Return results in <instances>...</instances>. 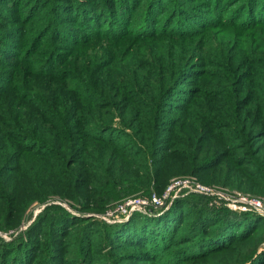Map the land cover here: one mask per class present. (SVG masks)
<instances>
[{"label":"trees","instance_id":"1","mask_svg":"<svg viewBox=\"0 0 264 264\" xmlns=\"http://www.w3.org/2000/svg\"><path fill=\"white\" fill-rule=\"evenodd\" d=\"M97 1L29 0L16 11L21 0H0L14 10L12 15L0 11V82L6 86L0 88V103L2 96L22 92L13 96L14 105L0 120V157L10 141L34 142L37 163L54 170V175H30L26 187L12 180L27 175H0V233L15 230L33 203L44 204L51 196L73 203L80 216L102 215L129 198L162 196L168 158L183 172L223 174L216 180L220 186L264 200V81L242 88L238 70L246 49L252 50L248 59L253 65H264V19H252L264 13L257 8L264 1L170 0L169 20L166 0H108L101 7ZM44 9L50 15L36 24L39 29H23ZM63 11L67 20L72 15L68 22L75 26L64 27L51 16ZM54 27L61 28V37ZM179 27L185 31H175ZM200 34H209L211 41L210 35L215 36L218 51L201 53L191 46ZM232 47L233 55L228 52ZM67 48L94 56H65ZM100 48L110 53L100 55ZM38 54L46 55L47 69L33 67L41 63ZM122 64L124 76L111 80L109 68ZM187 65L199 69L188 71ZM24 74L47 78L41 92L50 98L38 97L30 82L14 83ZM197 75L217 76V82L204 90L202 109L193 108L189 131L182 126L174 131L180 119L173 114L183 103H176L175 89ZM184 90L189 96L195 92ZM30 106L33 115L25 121L20 112ZM22 154L17 157L24 159ZM79 215L46 206L31 229L10 234L9 240L0 237V264H120L123 256L126 264H264V237L258 231L264 219L203 196L176 198L167 209L134 213L120 224ZM76 227L79 237L66 243L67 233ZM123 246L138 250L122 257L112 254Z\"/></svg>","mask_w":264,"mask_h":264},{"label":"rangeland","instance_id":"2","mask_svg":"<svg viewBox=\"0 0 264 264\" xmlns=\"http://www.w3.org/2000/svg\"><path fill=\"white\" fill-rule=\"evenodd\" d=\"M28 1L29 0H21V4H20V2L18 3V7H17L16 11H20L23 8V6L28 3ZM46 1L47 0H45V2ZM198 1H202V0H198ZM246 1H248V0H244V3H246ZM262 1H264V0H262ZM107 2H108V0H98L96 5L101 7V6L106 5ZM242 3H243V1H241L239 3V5H241ZM82 5H83V3H82ZM236 5L232 6V8L236 7ZM257 5H258L257 8L264 9V6H262L261 3L257 2ZM186 7H187L186 9H189V5H187ZM169 8H170V0H166V6L164 7V9H166L165 18L167 16L168 20H169L168 15H170L168 13ZM245 9H247V8H245ZM0 11H2L6 15H12L14 13V10H12L11 8H7V6L4 7V5H0ZM61 13L62 14L54 12L51 14V16L52 17L54 15L57 16V18H54V19H58L60 21L61 25L64 27H67L69 25L75 26L74 22H71V21L68 22V20L72 19V15H68V20H67V18H65L66 14H64V11ZM241 13H242V11H241ZM243 13L246 14V10L243 11ZM263 14H264L263 12H261V15H260V13L255 14L254 17L252 18L253 21H258V22L262 21L264 19ZM49 15H50V12H48L47 9H44L43 11H39L34 19H30V20H27L25 22V24L23 25V29H27L28 31H32V30L37 29V28L39 29V26H37V25L38 24L42 25L43 22L49 18ZM184 18L186 19L185 15H184ZM61 20L63 22H61ZM187 21H188V25H189V20L186 19L184 22L187 24ZM184 22L180 21V23H184ZM167 23H169V21ZM6 25H7V27H11V24H6ZM6 25H5V27H6ZM57 28L54 27L55 33L57 35H59V37H61V33H62L61 28H59V29H57ZM173 28H174V25L172 26V29ZM176 30L183 33V31H185V28L179 27V28L175 29V31ZM31 33L32 32H30L29 34H26L24 36V38L26 39L27 37H30ZM208 36H209V34H200V35L196 36L195 38L192 39L191 46L195 45L201 53H204V52H207L210 50H215V52L218 51V44H217L218 40H217V38L213 35H210L213 38V40L211 41V39ZM47 40H48V37L43 39V41L41 43V47H40L41 50L46 48L45 46H43V43H45V41H47ZM249 43L245 44L244 47L249 48ZM225 49H226V47H222L220 49L223 57L227 56ZM262 49H263L262 52L264 53V48H262ZM67 50H68V48L65 51H63V53H64L63 55L72 56V55L76 54L77 56L82 57L83 60H87V59L90 60L94 56V55H91V53L89 51H86V49L78 50L76 53H74V51H70V53H69V51H67ZM88 50H93V49L90 48ZM95 50H97V48ZM234 51H236V53H238L239 48H237V49L234 48ZM228 52H229V54L233 55L234 54L233 47L230 48ZM249 52H252V50H250V49L244 50V56L239 58V63H238V65H239L238 70H242L241 72L243 74L241 76L242 79H241V83H240V86L242 85V88H245V87L252 88L253 82H254V86H255L258 82L264 81V76L262 74H260V72H264V65H253L251 63L253 60V59H251L252 57L250 58V61L248 59V57H249L248 53ZM103 53L108 54V53H110V51L109 50L103 51L100 48V55H102ZM37 56L39 57V59H41V63L36 64L33 67H37L39 70H40V67H43L41 70L47 69L46 63H45V61H43L45 59L46 55L38 54ZM261 58L264 60L263 57H261ZM103 62L104 61L101 60V64H103ZM116 62L117 61L115 60L114 63H116ZM134 63L138 64L139 61L134 62ZM49 65H51V64H49ZM140 67L141 66L135 67L131 73L133 75H137L138 72L140 71L139 70ZM58 69L59 68H55V70H58ZM186 69L188 71H192V69H199V68H195V66H193V65H187ZM252 69H254L256 71V75L253 78H251V75H250V72ZM25 70L26 69L24 68L23 72ZM124 73H125V69H124L123 64H122V66L117 65L116 67L111 66L109 68V75L112 78L111 80L120 79L121 77L124 76L123 75ZM216 78H217V76H214V75H203V76L197 75V76H195V79L192 82H189V79L187 78L184 81L185 83L182 84V86H180V85L177 86L178 88L175 89L176 90L175 93L178 95V98H177L178 101H176V103H178V104H181L182 102L183 103L180 106L181 110L176 111L173 114L174 117H178L180 119L179 125L176 124L174 131H176L177 129H181V126L184 128L183 131H186V132L189 131V128H190L189 121H191L190 119L194 116V109L193 108H197L198 110L202 109L201 102L203 103V98L206 95L204 90H206L208 87L214 85V83L217 82ZM46 81H47V78H30L27 74H24L21 78L16 77V81H14V83L18 84V86L21 87V86L30 82L33 85V87H35L39 91L36 95L38 97L42 96V97H44V99L48 100L50 98V96L48 95V97H46L41 92V88L46 87V85H45ZM126 83H132V82L126 81ZM1 87L6 88L5 84L2 82H0V88ZM189 87H191L195 91L193 93V95L189 96V93H186V95H185L184 92L186 90L182 91L183 93H181L182 89H189ZM255 89H257V88L255 87L254 90ZM20 93L22 94V92L16 91V92H12V93L8 94L7 96L1 97V101L3 104L0 103V105H4L5 107L0 108V120L4 121L6 109H9L12 105H14L13 96L14 95H20ZM39 106H40V104H38L37 107H39ZM32 109L33 108L30 106L29 110H27V111L22 110V112H20V114H22L25 121L28 120L27 117L31 119V116H28V115H33ZM38 131H39V128H38ZM36 149H37V147H36L34 142H25V143H20V142L17 143V142H13V141L8 142L6 144V146H4V148L2 149V152L4 154H1V157H0V167H2V172L0 175H10V176L11 175H27L26 178L22 177L20 179V178L16 177V179L12 180V183H16V184L18 182L21 183L22 187H26V184L28 183L27 180L30 181V175H54V170H51L50 166L47 167L46 165H42V164L37 163V161L34 158V155H35L34 153H35ZM21 152L23 153L22 156L24 157L25 160L23 158H22L23 159L22 160V159L17 157V154H20ZM164 175H165V177H169V178H164L165 182L162 184V187H164L165 190L175 180L190 178V179H193L195 182L203 185L204 187H206L208 189H212L214 191H218V193H222V194L226 195L230 199H232V197H236L237 195H242V196L247 197V198L258 199V200L264 202L263 198H261V197L251 196V195H249L247 193H243L241 191L231 190V189H228L226 187L220 186L219 183H216V180L218 179V175H223V174H219L216 171L211 172V173H206V174H197V175L190 174L189 170H187V172H183L181 169L178 168V163L176 164V161L174 162L173 160H171L169 158L167 159V161L164 165ZM202 175H206L204 177V180H201V178H200V177H202ZM48 178H52V177L48 176ZM45 179H46V177H45ZM46 187L54 188V185L51 182H47ZM24 192L28 193V191H24ZM188 195H199V194L190 193ZM184 196H187V195H184ZM184 196H181V197H184ZM199 196H203V195H199ZM203 197H206L213 202L212 197H207V196H203ZM48 205H50V206L55 205L57 207L59 206L61 208H64L67 212L71 213V216L72 215H76V216L79 215L78 212L76 211L73 203L66 201V200L63 201L57 197L51 196L45 201L44 204L36 203V202L33 203L25 212V215L23 216V220L21 222L17 221L15 223V225H17V228L13 231L11 230L8 234L0 233V237L9 240L10 234H15L13 236H16L20 232L23 233L24 231L31 229L34 225L33 224L34 221L36 220V218L38 217V215L40 214L42 209ZM135 213H138V212H135ZM132 214H134V213H132ZM101 216H102L101 214L88 213V214L81 215L80 217L84 218V219L85 218H87V219L92 218V221L93 220L103 221L101 219ZM130 216L127 218H121L122 219L121 221H117L114 223H108V222H105V223H107L108 225L124 223L130 218ZM19 217H21V216H19ZM14 219L17 220V217H14ZM186 225H187V223L185 222L183 227H185ZM44 230H45V228L43 229V231ZM80 230H81L80 228L76 227L73 230L69 231L67 233V236L65 237V239H67L66 243L76 241L77 238L79 237ZM258 231H259V233L260 232L263 233V237H264V227L259 228ZM39 235L40 234H35L34 239H40ZM93 235H94L95 239H98L97 238L98 235H95V234H93ZM261 247H262V249L264 248V243L261 245ZM136 250H138V249L123 246V247L117 249V251H114L112 254H114L116 257H122V255H124L125 253H129V251L132 252V251H136ZM68 251L69 252H68V254L65 255V257H69L71 250L68 249ZM123 259H124V256H123V258H121L122 262H120V264H126L127 261L123 260ZM160 261H161V258H160ZM157 262L158 261L154 260V262L152 264H158ZM133 264H137V263H133ZM143 264H145V263H143ZM191 264H197V262L191 263Z\"/></svg>","mask_w":264,"mask_h":264},{"label":"built area","instance_id":"3","mask_svg":"<svg viewBox=\"0 0 264 264\" xmlns=\"http://www.w3.org/2000/svg\"><path fill=\"white\" fill-rule=\"evenodd\" d=\"M196 193L199 195L212 197L213 203L219 205L222 203L225 207L233 211L251 212L264 218V202L258 199H251L242 195H237L230 199L218 191L208 189L195 182L193 179L185 178L175 180L162 194V196L152 195L150 199L129 198L114 208L107 210L102 214L101 219L104 222L114 223L121 221V218H127L132 213L138 212L144 215H151V210L167 209L168 203L174 199ZM215 199V200H214ZM169 200V201H168ZM224 202V203H223Z\"/></svg>","mask_w":264,"mask_h":264}]
</instances>
